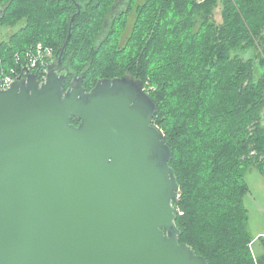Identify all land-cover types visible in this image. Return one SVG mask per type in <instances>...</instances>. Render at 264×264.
<instances>
[{
	"label": "trees",
	"instance_id": "1",
	"mask_svg": "<svg viewBox=\"0 0 264 264\" xmlns=\"http://www.w3.org/2000/svg\"><path fill=\"white\" fill-rule=\"evenodd\" d=\"M74 15L64 63L86 90L128 73L159 103L180 242L209 264H264L244 201L247 170L264 173V0H0V57L38 42L60 53Z\"/></svg>",
	"mask_w": 264,
	"mask_h": 264
},
{
	"label": "water",
	"instance_id": "2",
	"mask_svg": "<svg viewBox=\"0 0 264 264\" xmlns=\"http://www.w3.org/2000/svg\"><path fill=\"white\" fill-rule=\"evenodd\" d=\"M74 19L46 81L26 69L0 89V264H209L179 240L173 149L144 83L65 88Z\"/></svg>",
	"mask_w": 264,
	"mask_h": 264
},
{
	"label": "built area",
	"instance_id": "3",
	"mask_svg": "<svg viewBox=\"0 0 264 264\" xmlns=\"http://www.w3.org/2000/svg\"><path fill=\"white\" fill-rule=\"evenodd\" d=\"M55 58V50L42 42L33 44L11 58L0 57V89H8L26 69L39 75L41 83L46 81L49 65Z\"/></svg>",
	"mask_w": 264,
	"mask_h": 264
},
{
	"label": "rangeland",
	"instance_id": "4",
	"mask_svg": "<svg viewBox=\"0 0 264 264\" xmlns=\"http://www.w3.org/2000/svg\"><path fill=\"white\" fill-rule=\"evenodd\" d=\"M216 17L218 20L220 19L219 10L216 11ZM23 22L6 29V36L11 35L21 27ZM246 180L249 185V191L244 201L249 212V229L254 237L253 251L258 256L264 253V248L260 242V237L264 236V173L257 167L252 166L247 170Z\"/></svg>",
	"mask_w": 264,
	"mask_h": 264
},
{
	"label": "flooded vegetation",
	"instance_id": "5",
	"mask_svg": "<svg viewBox=\"0 0 264 264\" xmlns=\"http://www.w3.org/2000/svg\"><path fill=\"white\" fill-rule=\"evenodd\" d=\"M63 50V49H62ZM61 53H62V51L59 53V52H56L55 51V56L56 57H59L60 55H61ZM64 56V55H63ZM64 61H65V56L63 57V63H62V65H61V71H62V73H65V74H67L66 75V79H65V88H69L70 87V85H71V82H72V80H73V78L75 77V76H80V75H77V73H74V69H72L71 67H70V65H69V63H64ZM125 75H128V73H126ZM119 77H121V76H119ZM115 78V77H114ZM112 79V78H111ZM68 82V86H66V83ZM97 83V82H96ZM96 85V84H95ZM94 85V86H95ZM93 86V87H94ZM92 87V88H93ZM91 88V89H92ZM90 89V90H91ZM89 90V91H90Z\"/></svg>",
	"mask_w": 264,
	"mask_h": 264
}]
</instances>
